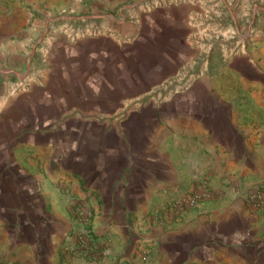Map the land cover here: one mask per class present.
I'll return each instance as SVG.
<instances>
[{
  "label": "crops",
  "instance_id": "crops-1",
  "mask_svg": "<svg viewBox=\"0 0 264 264\" xmlns=\"http://www.w3.org/2000/svg\"><path fill=\"white\" fill-rule=\"evenodd\" d=\"M69 1L0 0L14 59L28 51L22 20ZM131 16L55 35L37 92L0 105V264H60L74 199L116 256L103 264H264V207L236 199L264 184V37L178 92L167 87L188 63L192 17L173 8ZM203 178L221 194L168 220L163 206Z\"/></svg>",
  "mask_w": 264,
  "mask_h": 264
},
{
  "label": "rangeland",
  "instance_id": "rangeland-1",
  "mask_svg": "<svg viewBox=\"0 0 264 264\" xmlns=\"http://www.w3.org/2000/svg\"><path fill=\"white\" fill-rule=\"evenodd\" d=\"M4 4L5 1L2 2L3 7H5ZM62 5H64L62 9L54 10V12L46 9L44 12H31L29 17L22 20L23 25L27 24L29 26L28 51L26 53L23 52L22 57L15 56L14 59V55H11L12 50L8 49L10 46L8 39L11 35L7 33L0 34V49H3L0 52V54L3 53L0 57V105L12 96L28 95L32 92H37L35 90L37 78L35 77H37V71L42 68L39 62L42 56L41 51L47 52L49 50L52 38L55 35H59L60 37L65 36L69 39L86 33H98L99 31L114 28L118 23H122V21L129 20L130 15L133 18H139L142 12H147L148 10L166 11L173 8L183 10L184 14L188 13L192 17L191 26L194 32L190 34L192 48L188 55V63L180 70V80L173 83L172 87H167L168 90L180 92L187 80L197 79V75H212L216 67L214 63L216 65L219 63L218 58L220 56L223 58V53L227 57L240 55L247 52L250 46L254 47V44L264 37V0H115L108 6L91 3V0H77L74 3L72 0L62 3ZM2 11H0V23L9 20L5 18L3 15L5 12ZM220 26L222 29H229L230 34L226 36L223 33H218L216 29ZM13 36L16 35L14 34ZM229 54L231 55L229 56ZM6 56H9L11 59H4L3 57ZM27 61L29 67L33 68V71L29 68V71L25 73ZM201 180L208 181L203 178L199 179L198 182ZM259 185L264 184L255 183L251 186ZM219 194H221V191H219ZM236 199L241 201L246 207L252 208L242 201L239 195ZM75 201L81 200L74 199L72 201L70 210L73 217V226L69 232H71L75 225ZM82 203L91 212L92 223L93 211L86 203ZM164 208L165 205L163 206V213L169 220ZM98 241L100 240L98 239ZM65 243L66 239L64 238L60 264L71 263H64L62 260ZM102 244L110 250L109 256L103 261L80 259L102 264L107 260H115L116 256L112 249L101 242Z\"/></svg>",
  "mask_w": 264,
  "mask_h": 264
},
{
  "label": "built area",
  "instance_id": "built-area-1",
  "mask_svg": "<svg viewBox=\"0 0 264 264\" xmlns=\"http://www.w3.org/2000/svg\"><path fill=\"white\" fill-rule=\"evenodd\" d=\"M219 191L214 189L206 180H201L192 190L178 198L170 200L164 208L170 221H176L181 216L197 208L205 200L215 197ZM239 197L254 209L264 205V185L251 186L239 193ZM74 228L65 239L62 260L70 263L74 258H83L90 261H103L110 254V250L101 245L91 229V212L84 207L81 201H75Z\"/></svg>",
  "mask_w": 264,
  "mask_h": 264
},
{
  "label": "water",
  "instance_id": "water-1",
  "mask_svg": "<svg viewBox=\"0 0 264 264\" xmlns=\"http://www.w3.org/2000/svg\"><path fill=\"white\" fill-rule=\"evenodd\" d=\"M27 66L29 67V63L27 62Z\"/></svg>",
  "mask_w": 264,
  "mask_h": 264
}]
</instances>
